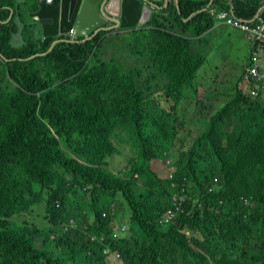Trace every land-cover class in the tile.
<instances>
[{"label":"trees","instance_id":"16d2710c","mask_svg":"<svg viewBox=\"0 0 264 264\" xmlns=\"http://www.w3.org/2000/svg\"><path fill=\"white\" fill-rule=\"evenodd\" d=\"M227 1L179 0L183 35L157 28L163 25L157 13L152 28L102 30L87 41H59L49 51L57 36L35 39L28 22L38 1H0V52L7 59L0 58V264H62L63 256L107 264L108 242L124 264H264V91L247 98L232 76L218 96L203 95L196 84L204 56L193 39L211 29L218 13L264 19V0ZM18 33L20 43L13 39ZM116 42L122 47L111 52ZM123 48L142 58L128 65L117 57ZM106 51L108 59L98 63ZM55 80L63 84L53 86ZM187 101L203 109L224 104L194 133L181 117ZM125 129L135 135L138 155L117 171L108 158L118 151L113 135ZM58 136L76 141L62 146L71 156L55 164ZM167 174L184 183L191 198L175 222L159 226L175 192ZM55 177L64 180L52 192ZM69 177L86 187L79 202L91 200L92 215L79 210L76 226L60 232L70 219L67 195L77 194L66 186ZM122 198L131 228L114 242L116 215L105 218L102 210L119 207ZM43 201L46 227L31 220ZM91 233L107 240H91Z\"/></svg>","mask_w":264,"mask_h":264},{"label":"clouds","instance_id":"9594fccd","mask_svg":"<svg viewBox=\"0 0 264 264\" xmlns=\"http://www.w3.org/2000/svg\"><path fill=\"white\" fill-rule=\"evenodd\" d=\"M157 1H160V0H155V3ZM231 1H233V0H231ZM172 2H174V1H172ZM172 2H171L172 5L176 4L175 5L176 6L175 9H179V6H178L179 0H176V2H174L175 4H173ZM262 4H264V1L262 2ZM156 5H158V4L156 3ZM159 7L160 8L153 7V9L156 8L158 10H162V7L161 6H159ZM210 11L214 12V8L213 7L210 8ZM231 11L232 10H226V9L222 10V12L224 13V16L223 17L219 16V20L225 22L226 24L232 25V26L242 30L246 34V36H247V38L249 40V50H250L249 59H248V65H245L244 69L240 73L239 80H238V83H237V87L246 95L247 98L256 99L260 95V92L264 91V88H261L259 82H257L256 80L247 79L246 78V74H248L250 66L254 64V58H255V62L258 64L260 69H264V64H263V61H264V36L260 32L255 31V29L258 27V25H261V24L263 25L264 24V19L259 15V13H257L254 16V19L244 18V17H241V16H237L235 14L233 16H229L228 18H230V19L226 18V16L229 15V13ZM197 12H199V11H197ZM157 13L161 14V16H162L161 17V21L163 22V25L160 26V27H157V28L163 29L164 26H169L177 34H179V35L185 34V32L183 31L182 27L180 25H178V24H175L176 23L175 18L176 17L179 18V16H177L175 14V10L173 11V13L156 12L155 14H157ZM155 14H153V11H152V14H151L150 18L145 23H143V24L138 23V25L135 26V27H137V28H140V27H147V28L151 27L152 28L153 25L151 24V21H152V18H153V16ZM194 14H195V12H193L192 15L190 14V16L187 17V18L192 17ZM165 18H166V20H165ZM149 20H150V25H145ZM186 20L187 19H184V21H186ZM236 21L246 22V23H248V27L240 26V25H238L236 23ZM110 24L111 23H109V21H106L102 25H110ZM192 25H190V29H191ZM118 28H114V29H118ZM133 28L134 27L125 28V29H133ZM114 29H110V30H114ZM177 29H179L180 32H178ZM70 31H71V29L66 33L65 36L67 38L74 39L72 42L77 41L78 38L81 37L79 35H75L74 34V30H73V33H71ZM100 31H102V30H99L98 32H100ZM89 34H91V32L88 33V35ZM60 36H62V37L57 36V38H65L63 35H60ZM85 36L86 35H84L83 40H84ZM75 37H77V38H75ZM87 40H90V39H87ZM87 40H84V41H87ZM121 51H122V53L119 52L117 54V57L120 58V59H124L125 56L122 57V56H120V54H124L125 55L126 54L125 53V49L123 48ZM195 51L198 54H201L202 56H204L200 51H197V50H195ZM204 62H205V57H204ZM204 62H203V64H204ZM252 89H258V93L257 94H252V92H251ZM167 177H168L169 180L172 181L171 182V186H173L175 188V192L173 193V195L170 198V201H171L170 206L163 211V213L160 215V217L158 219V225L159 226H165V223L161 222V219H162L164 213L168 209H175V204H174V197L175 196L180 197L181 195H185V199L182 201L181 208L179 210H177L175 217L170 221V223L175 222V220L178 217V215L184 211L186 202L191 198L189 196V194H188L187 186L184 185V183L179 182L178 180H175V175L174 174H172V176H170V174H167ZM136 182H139V181H136ZM215 182H216V180L212 183L211 186L208 187L209 191H213L215 189ZM244 202L245 203H249L248 199L244 200ZM54 203H55L56 207H58V208L61 206V203H60L59 200H55ZM85 204H83L79 210H83L84 213H87V216H91L92 215V208H90L88 206L83 208V206ZM122 207H125V206L123 204H121V203H120L119 207H116V204L113 203V204H111V206H110V208L108 210H102V215L105 218L109 217V215H116L117 216L118 211ZM79 210L75 211L76 212V213H74L75 214V218H73L70 215V219L68 221L64 222L61 225L60 232H68L71 228H74L76 226V220H77L76 217L79 214ZM126 211L128 212V215H129V221L128 222L123 221L122 223H120L119 221L116 220V218L112 221V233H111L112 234V238L110 237V239H112V241H114V242L119 240V239H121V238H123V237H125V236H127L130 233V228H131L130 212H129V210L127 208H126ZM33 216L36 217L35 212L33 213ZM20 218L21 217H18V220ZM58 234H59V232H58ZM90 238H91V240H99V241H101L103 243L107 240V236L104 233H101V234L91 233L90 234ZM103 252L107 256V258L108 257H113L114 258L111 261L110 264H124L123 261L121 260L120 252L118 250L114 249V245H112L110 242L105 244ZM61 263L62 264H75L67 256H63L61 258ZM78 264H87V263L84 262V263H78ZM107 264H108V262H107ZM212 264H216V262L213 261Z\"/></svg>","mask_w":264,"mask_h":264},{"label":"crops","instance_id":"0c3cea01","mask_svg":"<svg viewBox=\"0 0 264 264\" xmlns=\"http://www.w3.org/2000/svg\"><path fill=\"white\" fill-rule=\"evenodd\" d=\"M4 1L10 2L11 0H4ZM172 1L176 2V0L157 1L156 3L158 4V6L162 7V10H158L154 8L153 14H155L156 12L173 13L176 6L171 4ZM212 2L213 0H211L210 4H212ZM227 2L230 5H232L231 0H228ZM8 6L11 7L10 4H5L4 8H7ZM11 11L13 14V8H11ZM192 14L193 12L191 13V15ZM177 19L180 25L181 20L179 18ZM185 19H188V18H185ZM6 20H3V21L8 22ZM213 20L214 22L210 30L204 32L199 37L193 39L194 49L197 51H200L205 57V62L198 71L196 84L198 86L199 92L206 96H218V95H222L226 93L228 91V83H227L228 77H231V76L234 77L235 82L238 83L240 73L244 69L245 65H248V59H249V54H250L249 40L246 34L242 30L232 25L226 24L223 21H219L214 18ZM20 21L21 23H19V26L22 27L23 21L22 20ZM28 22L29 23L33 22V25L31 27V35L35 39L45 37L43 34H41V32H39L38 28L34 27L36 23L35 17L30 15ZM177 31L180 32L179 29H177ZM20 40H21V34L18 33V35L15 36L14 41L15 42L17 41L20 43ZM121 47H122V44L120 42H116L114 48L110 49V51L111 52L113 50L117 51ZM263 64H264V61H263ZM69 185H72L74 188L77 189V194L81 192L79 194L80 196L86 190L85 186H82L80 183L72 180V178L70 177L66 182V186H69ZM83 202L84 200L82 202H79L76 206L73 205L71 208L77 211L81 208L83 204H85ZM71 203L73 202L71 200V196H69V193H68L67 198H66V204L69 206V204ZM120 216H122L123 221L125 222L129 221V215L127 214L125 207H122L118 211L117 216H116L117 221Z\"/></svg>","mask_w":264,"mask_h":264},{"label":"water","instance_id":"95a60500","mask_svg":"<svg viewBox=\"0 0 264 264\" xmlns=\"http://www.w3.org/2000/svg\"><path fill=\"white\" fill-rule=\"evenodd\" d=\"M38 9L32 12V16L37 19L34 27H41L43 35L60 36L56 38L54 44L59 41L71 42L74 39L65 35L70 30H74L75 35H86L84 40L91 39L99 30H110L114 28H132L138 23H145L151 16L155 0H37ZM12 16V11L8 21ZM106 21L110 25H102ZM88 35V33H90ZM40 52L34 55H44ZM0 58L7 60L0 52ZM246 200L247 198H243Z\"/></svg>","mask_w":264,"mask_h":264},{"label":"rangeland","instance_id":"374dc122","mask_svg":"<svg viewBox=\"0 0 264 264\" xmlns=\"http://www.w3.org/2000/svg\"><path fill=\"white\" fill-rule=\"evenodd\" d=\"M29 14L32 16V12H30ZM233 15H234V13H233V11H231L229 13V15L226 16V18H228L229 16H233ZM35 21L37 22L36 18H35ZM38 29H39V32H41V34H43L39 24H38ZM115 33L116 32L114 31L112 33L107 34L108 40H111V38L114 37ZM121 33H123V32H121ZM126 33L130 34L131 32L127 31ZM38 35H40V34H38ZM79 36H81V38L84 37V35H79ZM14 38L15 37H13V39ZM55 39H53L51 41L49 48ZM119 52L122 53V51H119ZM109 54H110L109 51L101 53L99 55L98 63L108 59ZM120 56H122V57L125 56L124 57L125 62L128 65H130L131 63H136L137 59L142 58V52L140 54H135V53H132L131 51L127 50L125 55L120 54ZM79 58H82V56ZM79 58H76V59H79ZM63 80H65V78ZM62 84L63 83L60 80L52 81L53 86H56V85L61 86ZM223 104H224V102H220V103H217L213 108L208 107L206 109H203L199 105H198V108H194V106L189 105L188 101H187L186 107L181 110V117H183L184 125L186 127H188L189 129H191L194 133H198L201 130L203 131L204 129L207 128V124L209 121L210 114H212L216 109L221 107ZM66 117H67V119H70L73 117L71 120V127L75 132H79V128L76 127V124L74 123V116L72 114L68 113V114H66ZM112 138H113L112 140H113L114 144L118 148V151L108 158V164H109V167L111 169L118 171V170L123 169L124 165H127L129 159L137 157L138 152H136V154L134 155V150H133L134 146L136 145V138L130 129L118 131L117 136L115 137L113 135ZM58 141H59V143L57 145L53 146V150L55 152L60 153L59 156L55 158V160H56L55 164L59 163L60 161L64 160L65 158H69L71 156L69 151L66 152L62 149V146L67 144V143L74 142L76 140H69V139H66L62 136H58ZM63 180H64V178L55 177L54 184H52V192L56 189V187L58 185L62 184ZM139 184H140V182H136L135 186L137 188H139ZM80 193L81 192H79V194ZM79 194L71 195V200L75 206L81 200V196ZM122 202H123L124 206L128 209L127 204L125 203L123 198H122ZM86 206L92 208L91 200H88V202L83 206V208ZM65 212L70 214L73 218H75L74 213H76V212L74 209L70 208L69 206H66ZM85 214H87V213H85ZM127 214H128V212H127ZM35 215H36V217L35 216L32 217L31 220H33L36 224H38L42 227H46L47 225H49V217L47 215L46 203L44 201L40 202L38 204L36 211H35ZM78 221H82V219L80 218ZM113 259H114L113 257H108L107 258L108 264H110ZM75 264H78V263L76 262Z\"/></svg>","mask_w":264,"mask_h":264},{"label":"built area","instance_id":"2783aa9c","mask_svg":"<svg viewBox=\"0 0 264 264\" xmlns=\"http://www.w3.org/2000/svg\"><path fill=\"white\" fill-rule=\"evenodd\" d=\"M218 14L220 17L224 16L223 12L218 13ZM228 19H230V18H228ZM236 23L240 26L248 27V23H246V22L236 21ZM255 31L260 32L264 36V24L258 25V27L255 29ZM70 32L73 33V30L71 29ZM246 78L256 80L257 82H259L261 88H264V69H260L258 64L255 62V58H254V64L250 66L249 72H248V74H246ZM251 92H252V94H257L258 89H252ZM170 176H172V174H170ZM184 199H185V195H181L180 197L175 196L174 197L175 209H168L164 213V215L161 219V222H163V223H166L167 221L170 222L175 217L177 210H179L181 208V204H182V201Z\"/></svg>","mask_w":264,"mask_h":264}]
</instances>
